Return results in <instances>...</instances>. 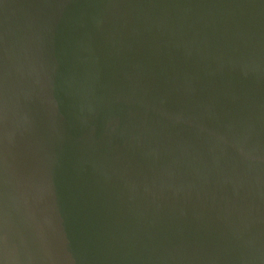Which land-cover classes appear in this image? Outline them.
Segmentation results:
<instances>
[{"label":"water","instance_id":"1","mask_svg":"<svg viewBox=\"0 0 264 264\" xmlns=\"http://www.w3.org/2000/svg\"><path fill=\"white\" fill-rule=\"evenodd\" d=\"M0 264H264V0H0Z\"/></svg>","mask_w":264,"mask_h":264}]
</instances>
